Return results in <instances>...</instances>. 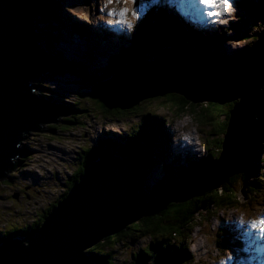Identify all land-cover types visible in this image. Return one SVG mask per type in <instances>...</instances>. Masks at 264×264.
<instances>
[{
  "label": "water",
  "instance_id": "1",
  "mask_svg": "<svg viewBox=\"0 0 264 264\" xmlns=\"http://www.w3.org/2000/svg\"><path fill=\"white\" fill-rule=\"evenodd\" d=\"M42 2L0 0V180L15 167L29 133L45 132L70 115L68 106L36 92L33 80L67 72L86 80L46 49L42 23L37 24ZM236 54L163 47L153 61L129 60L100 79L91 95L107 106L130 104L150 91L174 93L193 104L239 100L230 111L220 156L141 202L137 175L146 146L139 144L123 155L104 149L39 228L23 239H0V264H92L90 250L106 238L155 216L168 203H184L246 173L260 136L256 115L264 109V29L252 46Z\"/></svg>",
  "mask_w": 264,
  "mask_h": 264
},
{
  "label": "rangeland",
  "instance_id": "2",
  "mask_svg": "<svg viewBox=\"0 0 264 264\" xmlns=\"http://www.w3.org/2000/svg\"><path fill=\"white\" fill-rule=\"evenodd\" d=\"M57 1L60 4V13L69 20L80 22L82 25L88 27L90 32L104 30L108 34V37H111L107 38L105 42L101 38H98V34H91L86 31L85 36L90 34L92 39L88 36L86 37L89 39L82 37L79 39L77 34H72L66 27H60L59 23L52 22V25L58 27V29H51L49 21L42 22V32L46 29L51 31L49 37L45 34L46 40L48 38V40L50 38L53 39V36L61 38L60 41L53 45L62 55L52 54L53 56L60 57L66 61L89 63L93 70L103 66L105 59L119 50V47H117L118 41L115 40V37L123 34L126 35L122 45L128 46L131 40L130 33H135L136 26L148 23L154 14L156 17L159 16L160 12L162 11L163 13L165 8H161L163 0ZM185 1L188 3L185 9L191 16L190 19H180V21H188L189 23L186 22L188 24L187 30L194 34L207 35L212 43L208 47L213 50L215 49L214 51L217 53L234 54L235 52L238 53L247 49L256 42V35H259L264 29V10L261 9L260 5L264 0L262 2L260 0H217L207 8L205 13L201 11L204 15H201L202 17L195 16L198 13L197 7L201 6L199 0ZM167 4L169 5L168 2ZM103 7L105 10H103ZM120 10H125L121 17L112 15L109 18L114 23L117 19L120 20L121 25L119 24L118 27L120 34L111 33L110 31L113 30L114 23H110L105 16L107 13L117 12L120 16ZM248 10L252 11V14H248L246 18L241 20L240 17L245 16ZM171 13L178 17V14L174 11H171ZM207 18H209L208 21ZM100 21H104L102 25L98 24ZM238 21L239 24H236ZM40 24L41 22L39 21L38 25L41 26ZM196 27L199 30L205 29V31H196ZM207 29L210 30L208 31ZM200 35L197 36L199 41L206 39ZM155 48L158 51L157 44ZM68 70L73 71L71 68ZM99 74L106 75L107 73L100 69ZM33 81L39 87L36 92L49 95V98L52 97L57 100L56 103H63L66 100L73 101L80 98V94L85 96V99H79L78 104L81 106L86 105L87 114L82 119L83 123L80 126L66 129L65 126L61 127V125L66 124V121L63 120L60 121V125H49L45 132L29 133L28 137L24 140L22 148H29L30 154L28 156H17L18 160L23 161L21 165L16 168L15 172H10L7 179L0 180V229L3 233L19 230L22 225L31 223L32 219L36 216V212L48 205L50 201L53 202L56 196H60L59 194L66 187L65 183L68 177L75 173L79 165L77 160L79 158L78 152H81V148L96 145L97 140L103 132L120 131V129L125 134L131 129L140 132V126L144 124L145 109L147 112L165 119L163 124L168 128L167 132H165L169 135L168 149L172 153H185L188 146L191 147V150L187 149V152H194L195 156L191 157V159H186L184 156L179 159L180 163L178 162V165L175 164L174 172L178 171L180 174L179 180L184 178L183 174L197 168L193 167L181 173V166L184 168L183 163L185 165L186 163H196L204 159L202 155L213 152L218 153L217 141L221 137H224L227 132L226 129L224 134L223 131L219 130V127L221 125L220 122L226 120L229 104L223 105V113L220 109L218 112V109L214 106L206 107L207 104L193 106V114L189 111L176 113L174 108L179 103L169 101L167 97L161 96L156 99L148 97L139 102L142 98L140 97L134 103L137 105L135 106L137 108L134 111H127L125 117L123 114L122 116L114 113L108 115L103 112V108L98 102L86 100V97H92L91 93L94 85L90 84L91 82L85 83L87 80H84L83 83L72 72L59 75L45 74L35 78ZM144 101H146L148 107ZM238 101L236 100L234 104ZM175 110L177 109L175 108ZM136 131L134 134L137 133ZM215 136H218L217 141L215 140ZM208 137H212L213 139L210 142V148L206 149ZM262 148L258 150L260 156H264ZM167 158L170 159L171 156ZM254 161L255 168L254 171L248 172V180L251 182L257 179L259 181L258 185L255 188L252 187L250 191H246V188H241L233 184V182L230 185L234 193H239L241 201L235 200L230 206L224 204L222 208L215 203L206 212L198 214L197 221L193 225L178 223L177 226L181 234L179 238L176 236H171V239L168 236L161 237L162 234L152 239L149 236H144L142 238L138 237L140 239L131 248L128 246V243L126 246L120 245L115 248L120 251L115 257L116 263L125 264V260L130 255L129 252L139 251L150 240L153 242L160 240L161 245L168 249H171V245L173 244L178 246L181 251L183 247L186 249L187 246L189 248H187L189 258L187 261H183L182 264H228L227 262L239 264L236 257L233 258L234 252H238V250L233 249L231 237L242 244L236 248L245 249V246L246 248L249 247V249L254 248L257 252L256 254L259 256V249L249 240V238H253L254 229L251 230L249 228V230H246L248 228L247 225L252 224V220L256 223L261 219L260 217H263L261 220L264 221V165L259 163L257 159ZM196 165L198 164L196 163L193 166ZM172 166L169 167L173 168ZM151 168L153 169L152 166ZM163 170L161 165L156 166L152 170L154 173L151 175L154 178L164 180L165 177H162L164 175L162 173ZM152 176L146 181L148 187L155 183ZM226 185L228 186L229 184ZM208 195L204 194V197L195 198L190 203L193 206L200 200H207L209 198L207 197ZM14 196H17V198ZM173 205L175 203H171V220L177 219L180 216V210L172 207ZM225 219H227V224L224 222ZM221 228L225 229L227 234H221L219 237ZM186 241L187 245H185ZM124 242H127V239H124ZM217 243L218 246H216ZM201 246L202 248L200 249ZM227 247L228 249H226Z\"/></svg>",
  "mask_w": 264,
  "mask_h": 264
},
{
  "label": "trees",
  "instance_id": "3",
  "mask_svg": "<svg viewBox=\"0 0 264 264\" xmlns=\"http://www.w3.org/2000/svg\"><path fill=\"white\" fill-rule=\"evenodd\" d=\"M38 17L39 21L42 23L44 21H49L51 24V29H58V27H54L52 25V22L59 23L60 27H66L70 30V32L73 34H77L80 36L82 35V38L89 39L91 38L90 34L85 36V32H89L91 34H94V32H90V29L84 25H82L80 22L69 20L64 15L60 13V4L57 0H43L39 11H38ZM176 18V17H175ZM58 20V21H56ZM39 21H37V24H39ZM153 27H148L145 24H140L136 26L135 33H133L131 40L129 41L128 46H122L116 54L109 55L107 58V61L104 63L103 67L100 66L98 69H92L89 63H82L80 61H68L69 67L75 71H77L78 74L85 75L86 81L85 83H89L94 85V89L92 88L93 92L96 88V83L105 77L112 76L115 72L120 71L124 67V61L129 60H137V59H146L149 61H153L156 59L159 55L160 50L163 47H171L173 45H183L185 43L192 45L194 47L198 46L197 44V38L192 35L190 32H188L187 25H184L185 28L182 26H178L175 24L174 21H171L167 16L159 22L156 20L152 24ZM145 27V28H144ZM106 29V28H105ZM45 34L49 37L51 35V31L49 29H46ZM80 33V34H79ZM155 35L158 42H160L159 47H157L158 51H156L154 44L157 42L156 40L152 39V36ZM104 36V30L99 34L98 38ZM54 38H50V40H46V48L51 54H61L56 48H54V43L61 40L59 36H53ZM107 37V36H106ZM257 38V36H256ZM255 38V39H256ZM92 39V38H91ZM162 43V44H161ZM89 68V69H88ZM91 69V70H90ZM100 69L105 71L106 75L99 74ZM90 70V71H89ZM49 96V95H48ZM167 97L169 101L178 102L179 104H176L175 107L177 110L174 111L176 113H180L183 111H189L192 114L194 113L193 106H199L201 104H207L206 107L214 106L215 108L221 110L223 113V106L219 105L214 102H208V103H199V104H193L183 99L182 96H178L174 93H166V94H160L157 92L150 91L142 96V98L139 100V102L143 101L144 99L148 97H153L154 99L158 97ZM80 98H77L73 101L66 100L63 103L68 106V110L70 111V117H66L63 120L66 121L65 125H61V127H64L68 129L69 127L74 126H80L82 125V119L86 117L87 114V107L86 105H79L78 101L81 98L85 99V96L79 95ZM49 98V97H48ZM60 98H62L60 96ZM49 99H52L49 98ZM63 99V98H62ZM56 100V99H54ZM61 100V99H60ZM86 100L89 101H95L98 102L99 105L103 108V112L106 114H118L119 116H122L126 114L127 111H134L137 107L135 105V101L131 102L127 105L122 106H107L97 100L96 98H93V96L86 97ZM145 105H147L146 101H144ZM229 109L227 110V117L225 121L220 122L219 130L223 131L225 134V131L227 129V125L229 122L230 117V110L233 108L234 103L229 104ZM148 107V105H147ZM144 112V124L143 126H140V132H137L135 129L129 130L126 134L123 130L120 129V131H108L105 132V135L101 134L96 145L88 148H81V152H78V166L74 174L71 175V178L73 180H70L69 178L66 181V187L64 188V191L61 192L57 196V199L50 205L49 209L44 213V216L41 220L38 222H34V220L29 223L25 224L19 230L15 231H9L7 233H3L0 229V239L5 238H12V237H21V239L25 238L28 234L35 231L39 226L42 225L44 219L48 215V213L51 212L53 207L62 200L68 193L71 186L77 181V179L84 175L87 168L91 165V163L101 155V150L108 149L115 151L116 154H125L124 152H128L136 148L140 144L139 141H143V143L148 148V158L152 155L161 156L162 150L165 149L164 142L168 141V136L165 134L164 131V121L165 119L158 118L155 114H151L147 112L145 109ZM195 115V114H194ZM218 115V113H217ZM226 115V113H225ZM126 117V115H125ZM117 119V118H116ZM255 126L259 131V140L255 152V158L258 159V162L264 165V156H260L258 150L263 147L264 149V113H260L256 115L255 119ZM139 127V126H138ZM52 130H55L53 128H50ZM135 131L137 132L136 134ZM217 135V134H216ZM212 136V135H211ZM218 136H215V140L217 141ZM212 137H208L206 145V149H209L211 146ZM136 141L138 142L136 144ZM162 141H164L162 143ZM224 141V137H221L220 140H218V153H208L203 160H200L196 162L198 164V168L201 166H205L209 163L214 162L219 156L222 149V144ZM29 149V148H28ZM26 147L23 148L22 153H20L19 156H28L30 154L29 150ZM165 153H167L165 151ZM23 161L22 160H15V167L11 169L10 172H15L16 168L21 165ZM196 163H190L187 164L188 166H185V168L180 169L181 173L185 172L186 170H190L191 168L195 167ZM18 164V165H17ZM174 164V163H173ZM171 164V166L173 165ZM184 164V163H183ZM163 165L161 161L159 160H152L151 158L147 160L146 163H144L143 167L140 169L138 175H137V185L139 192L142 193V200L141 202H147L150 200V195L152 192L163 188L165 186L171 185V182H180L178 179L180 177V174L178 171L174 172L175 167L173 168L167 166L162 167L163 174L162 177H165L164 180H160L157 178H154L155 183L153 184V187H148L147 179L152 174V167ZM185 165V164H184ZM183 165V166H184ZM17 166V167H16ZM194 169L193 171H190L189 173L183 174L184 178H187L191 175L192 172L199 170ZM254 164L247 170L246 174L237 175L234 177L228 178L223 184L220 185V188H211L210 190H207L205 194H209L207 197H209L207 200H200L199 202L195 203V205L192 206L190 203L195 198L204 197V195L195 196L184 203L175 204L172 207L177 208L180 210V216H178L177 219L171 220V203H168L167 206L161 210L159 213H157L155 216L152 217H145L141 219L139 222L134 223L132 225H129L126 230L111 236L109 238H106L103 240L100 244L93 247L90 250V255L92 257V264H117L115 261L116 255L120 252L119 250H116L118 246H126L128 243V246L130 248L132 245L137 242L140 238L144 236H149L152 239L153 237L157 235L162 236H168L171 239V236H176L177 238L181 237V234L179 233V228L177 226L178 223L183 225L188 224H194L197 220V215L201 212H206L209 208L213 207L216 204L222 207L224 204H232L235 200L241 201L239 197V193H234V190L231 188V183L240 186L241 188H246V191L252 190V187L255 188L256 185H258L259 181L257 179L253 181L248 180V172L254 171ZM185 175V176H184ZM10 182V181H9ZM167 184V185H166ZM226 184H229L228 186ZM165 185V186H163ZM70 186V187H69ZM236 191V190H235ZM215 193L214 195H212ZM52 202V201H50ZM179 213V212H178ZM34 219V218H33ZM175 221V222H173ZM220 233L226 234L223 231ZM8 235V236H7ZM140 237V238H138ZM124 239H127V242H124ZM185 248L183 247V250H179V247L176 245H171V249H168L166 247H163L160 243V240L157 242H153L150 240L146 246H143L140 248L139 251H131L129 252L128 258L125 260V264H141L144 261H148L149 264H182V261H185L188 259L189 255L185 253ZM130 259V261H128Z\"/></svg>",
  "mask_w": 264,
  "mask_h": 264
},
{
  "label": "clouds",
  "instance_id": "4",
  "mask_svg": "<svg viewBox=\"0 0 264 264\" xmlns=\"http://www.w3.org/2000/svg\"><path fill=\"white\" fill-rule=\"evenodd\" d=\"M74 71H75V69H73ZM84 76V75H83ZM262 90H263V92H264V87L262 88ZM46 97H48V95H46V94H44ZM232 103H234V102H232ZM232 103H229V104H232ZM223 106V105H222ZM229 109V108H228ZM231 111V110H230ZM145 117V116H144ZM156 117H158V116H156ZM158 118H160V117H158ZM230 118V117H229ZM162 119V118H161ZM165 126V125H164ZM167 130H168V128L165 126V128H164V131L165 132H167ZM108 132V131H107ZM103 134L105 135V132H103ZM102 134V135H103ZM167 136H168V139H169V135L168 134H166ZM98 141V140H97ZM140 142V141H139ZM168 142H169V140L168 141H165L164 142V147H165V149H163L162 150V155H165V151L167 152V155L168 156H171V151L168 149ZM138 142L136 141V144H137ZM146 146V145H145ZM146 148H147V146H146ZM102 152H103V150H101ZM221 151H222V149H221ZM20 155V154H19ZM18 155V156H19ZM148 152H147V154H146V157H145V160H144V163H146L147 162V160H149L150 158L152 159V160H159V156L158 155H152V156H150L149 158H148ZM17 159V158H16ZM18 160V159H17ZM162 161V160H161ZM144 163H143V165H144ZM143 165H142V167H143ZM173 166H175V164H173ZM198 166V165H197ZM197 166H195V167H197ZM141 167V168H142ZM161 167H164L163 165L161 166ZM151 168V167H150ZM154 168L155 167H153V170H154ZM198 168V167H197ZM196 168V169H197ZM198 170H196V171H194V172H197ZM152 173H154V172H152ZM240 175H242V174H240ZM237 176V175H236ZM152 179H154V177L152 176ZM186 178H183L182 180H179L180 182H182L183 180H185ZM167 185V184H166ZM163 186H165V185H163ZM150 187H153V185H151ZM168 186H165V187H163V188H167ZM155 194H158V192H156V191H154V192H152L151 193V195H150V199L153 197V195H155ZM145 198V197H144ZM234 203V202H233ZM228 206H230V205H228ZM222 208V207H221ZM220 209V208H219ZM253 221V222H252ZM251 221V223H254V220H252ZM227 226V225H226ZM225 232H226V234H227V231L225 230ZM175 245V244H174ZM178 247V246H177ZM189 258V257H188ZM188 259H186L185 261H187ZM183 262V261H182Z\"/></svg>",
  "mask_w": 264,
  "mask_h": 264
},
{
  "label": "bare ground",
  "instance_id": "5",
  "mask_svg": "<svg viewBox=\"0 0 264 264\" xmlns=\"http://www.w3.org/2000/svg\"><path fill=\"white\" fill-rule=\"evenodd\" d=\"M171 5H172V3H171ZM200 8H202L201 6H199ZM96 11V10H95ZM177 13V12H176ZM203 15V14H202ZM204 16V15H203ZM176 18H179V20L180 19H182V18H180V17H176ZM186 22H188V21H185V22H183V24L184 25H187L186 27L188 28V24L186 23ZM189 23V22H188ZM137 147V146H136ZM187 159V158H186ZM178 162L180 163V161L178 160ZM178 163V164H179ZM18 165V164H17ZM17 167V166H16ZM262 179V178H261ZM206 192H204L203 193V195L205 194ZM251 230H253L252 228H250ZM8 236V235H7ZM202 248V246L200 247V249ZM245 249H247L246 248V246H245ZM248 251V250H247ZM250 251L251 252H249L255 259L257 258V259H260L261 261H264V251H261V250H259V252H260V255L258 256V254H256L257 252H256V250L254 249V248H251L250 249ZM261 256V257H260ZM263 259V260H262Z\"/></svg>",
  "mask_w": 264,
  "mask_h": 264
},
{
  "label": "flooded vegetation",
  "instance_id": "6",
  "mask_svg": "<svg viewBox=\"0 0 264 264\" xmlns=\"http://www.w3.org/2000/svg\"><path fill=\"white\" fill-rule=\"evenodd\" d=\"M67 188V187H66ZM30 196V195H29ZM57 199V198H56ZM55 199V200H56ZM54 200V201H55ZM53 201V202H54ZM53 202H49L48 203V205H46V206H44L40 211H38L37 213H36V216H35V218L33 219L34 220V222H38L39 220H41L42 218H43V216H44V213L49 209V207H50V205L53 203ZM56 202V201H55Z\"/></svg>",
  "mask_w": 264,
  "mask_h": 264
}]
</instances>
